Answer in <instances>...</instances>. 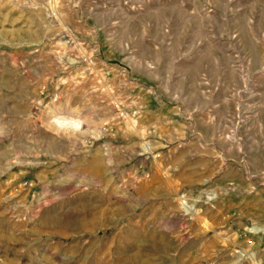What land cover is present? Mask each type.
Listing matches in <instances>:
<instances>
[{"label":"rangeland","instance_id":"obj_1","mask_svg":"<svg viewBox=\"0 0 264 264\" xmlns=\"http://www.w3.org/2000/svg\"><path fill=\"white\" fill-rule=\"evenodd\" d=\"M0 264H264V0H0Z\"/></svg>","mask_w":264,"mask_h":264}]
</instances>
